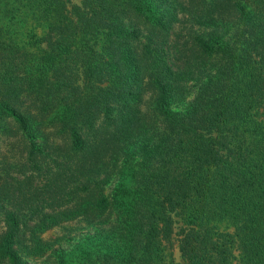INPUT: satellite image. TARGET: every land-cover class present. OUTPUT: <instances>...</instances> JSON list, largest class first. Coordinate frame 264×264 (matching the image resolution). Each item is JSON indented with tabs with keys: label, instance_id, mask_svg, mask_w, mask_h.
Listing matches in <instances>:
<instances>
[{
	"label": "trees",
	"instance_id": "trees-1",
	"mask_svg": "<svg viewBox=\"0 0 264 264\" xmlns=\"http://www.w3.org/2000/svg\"><path fill=\"white\" fill-rule=\"evenodd\" d=\"M1 135L0 264H264V0H0Z\"/></svg>",
	"mask_w": 264,
	"mask_h": 264
},
{
	"label": "rangeland",
	"instance_id": "rangeland-1",
	"mask_svg": "<svg viewBox=\"0 0 264 264\" xmlns=\"http://www.w3.org/2000/svg\"><path fill=\"white\" fill-rule=\"evenodd\" d=\"M72 2H78V0H72ZM14 142V139L7 137L5 135H1L0 136V153L3 154V162L7 161V162H11V164L13 165H18L19 164V159H18V155L19 152L17 151V148L14 147V145H12V143ZM11 143V145H10ZM14 169V168H12ZM180 222H177L174 227H173V234L171 235L170 238V247L166 250V256H165V262L166 264H182V260L180 258L179 252L177 250V227L180 225ZM64 225L67 226H72L73 222H67L64 223ZM223 226H225L223 224ZM222 226V227H223ZM221 227V226H220ZM219 227V229H221ZM228 230V228H227ZM62 228L61 227H53L47 231H45L42 234V237L46 240L48 239H52L58 235H60L62 233ZM234 255H236V253H234ZM236 262V259L234 258L233 263ZM34 264H47V260H45L43 257H39V258H34L33 262Z\"/></svg>",
	"mask_w": 264,
	"mask_h": 264
}]
</instances>
